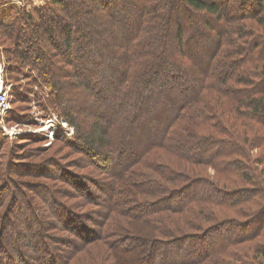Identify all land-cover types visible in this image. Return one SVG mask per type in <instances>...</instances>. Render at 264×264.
<instances>
[{
    "label": "trees",
    "instance_id": "trees-1",
    "mask_svg": "<svg viewBox=\"0 0 264 264\" xmlns=\"http://www.w3.org/2000/svg\"><path fill=\"white\" fill-rule=\"evenodd\" d=\"M109 1L48 0L35 14L0 11L9 20L1 29L15 44L11 59L29 65L30 78L37 71L59 115L75 130L72 139L79 145L74 148L85 156L96 151L113 168L109 183L102 184L104 191L109 188V201L96 202L107 213L101 230L87 228L68 208L57 210L53 204L56 219L78 239L86 234L85 243L103 241L112 251L145 245L144 264H264V0H243L251 10L235 16L225 10L231 0H118L108 8ZM178 6L197 12L204 26L186 22V28L178 20L171 30ZM104 18L108 25H102ZM214 21L219 27L212 31ZM194 39L209 46L207 62L206 55L198 56L200 47L189 46ZM201 59L206 73L192 78ZM58 63L68 70L58 71ZM63 75L74 77L83 89L72 93L83 98L77 106L63 92L72 85ZM117 113L114 122L108 120ZM147 128L154 137L144 142ZM172 157L209 168L217 177L178 169ZM130 202L134 213L130 208V213L121 212ZM113 214L144 227L138 225L133 237L109 239L115 235L108 225ZM216 235L218 240L212 238ZM31 245L35 252L30 257L40 255V264H47L48 251ZM85 251L84 243L76 246L62 264H72ZM19 257L22 264H31L25 253ZM96 258V264L128 263L102 247Z\"/></svg>",
    "mask_w": 264,
    "mask_h": 264
},
{
    "label": "rangeland",
    "instance_id": "rangeland-1",
    "mask_svg": "<svg viewBox=\"0 0 264 264\" xmlns=\"http://www.w3.org/2000/svg\"><path fill=\"white\" fill-rule=\"evenodd\" d=\"M47 2L48 0H0V11L24 9L30 14H35ZM114 2L119 1L110 0L106 7H111ZM247 8L248 11L251 10L249 4L245 5L243 0H231L225 10L235 16L243 10L246 11ZM122 12L120 11V14ZM194 12L189 8L187 11H183L178 6L169 21L171 30L174 31L178 20L179 23L186 24L187 22L194 28L203 27L204 22L198 19L197 12ZM58 15L63 17L66 14L63 12L58 13ZM7 21L9 22L4 16L0 17V86L2 91L7 93L10 101L9 109L4 113L0 112V264H22L19 254L24 255V253L28 255L25 258L28 263L40 264V255L35 260L30 257L35 252V247L31 248V244L34 243H37L36 250L39 252H45L44 249L48 251L47 264H62L61 258L65 257L67 252L71 253V249L73 250L83 243L86 245V251L81 253L72 264H96V257L99 256L101 247L106 252L110 249L114 259L120 255L122 260L128 262L127 264H131V262L132 264H144V254L147 249L145 245L138 244L134 249H125L126 252L124 250H122L123 252L120 250L118 252L112 251L109 246L107 247L102 243L103 241L94 240L85 243L88 240L86 234H83V238L78 239V236L67 231H70V228L64 227L65 224L56 219L53 204L59 205L57 210L64 211L65 208H68L71 216L81 222L80 224H85L87 228L101 230L103 212L104 214L107 213L104 208H99L96 202L102 205V203L109 201L107 199L108 193H106L109 188L104 191L102 184L109 183V171L113 168L108 161L99 158L96 151L85 156L80 153V150L74 148L75 143L78 144L77 140L72 139L75 130L59 115V107L53 101L49 88L36 76L37 71H33L32 78H30L31 69L29 65L23 67L20 66V63H16L13 57L11 59L9 52H12V49L15 50V44L14 41L7 38L1 29V23L5 24ZM179 23L177 24L179 25ZM104 24L108 25L107 18L102 19V25ZM185 26L187 28V24ZM217 26L219 27L214 21L211 26L212 31H215ZM105 39L107 38L105 37ZM215 39L216 35L213 37V40ZM203 40L194 39L190 41L189 46L200 47L198 56L206 55L203 61L205 63L210 59V48L209 46H202ZM170 41L172 44L170 49H174L173 36H171ZM10 66L13 67V70L9 69ZM60 68L67 71L69 67L65 63H58L57 69L61 72ZM205 73L201 59L197 69L192 73V78L199 79ZM189 76L191 75L189 74L188 78ZM62 79L72 84L71 89L64 88L63 92L66 93L68 102L77 106L83 98H77L72 93L74 91L80 92L83 89L78 86L79 82L72 76L65 77L63 75ZM170 98L168 104L173 99ZM162 111H164V117H168L164 107ZM116 118H119V113L108 117V120L113 121L112 119L116 120ZM163 125L164 120L158 128L159 131ZM90 131V128L85 130L86 133ZM145 136L142 139L144 142H147L150 137H154L149 128H147ZM81 146L83 147L82 144ZM170 161L175 162L178 169L188 167L189 172L193 175H196V170H198L202 173L200 175L217 177L214 171L209 168L189 165L174 157ZM171 166L175 167L174 165ZM89 194H92L90 201L86 199L87 196H90ZM132 197L135 202L137 196ZM133 204L135 206V203L130 202L129 207H121V212L130 213L133 211L131 213H134ZM126 208H130L131 211H127ZM120 216L113 214L114 219L108 221V225L110 224L112 231L115 232L114 236L108 237L109 239L120 235L133 237L136 235V230H139L137 226L140 224L135 223L136 220L134 221L131 217ZM178 218L181 221V218ZM115 221L118 224H115ZM239 221L247 222L241 218ZM110 222L114 223L111 225ZM202 224L209 227L211 223L203 220ZM70 225L71 223L68 224V227ZM140 226L144 227L143 225ZM172 228L178 235L180 234V231H177V226L173 225ZM252 229H254L253 226L247 233H251ZM150 232L145 234L153 235L155 238L163 237L160 232ZM189 232L196 231L189 230ZM237 232L234 229V235L238 236ZM55 237L60 239L57 242L62 241L61 244L55 242ZM212 238L218 240L220 237L216 235V238L214 236ZM60 248L64 249L66 253L64 252L62 255ZM55 255L59 258L53 259L56 261L51 260L50 256L54 258Z\"/></svg>",
    "mask_w": 264,
    "mask_h": 264
},
{
    "label": "built area",
    "instance_id": "built-area-1",
    "mask_svg": "<svg viewBox=\"0 0 264 264\" xmlns=\"http://www.w3.org/2000/svg\"><path fill=\"white\" fill-rule=\"evenodd\" d=\"M9 99L7 93L2 91V87L0 86V112L4 113L9 109Z\"/></svg>",
    "mask_w": 264,
    "mask_h": 264
},
{
    "label": "bare ground",
    "instance_id": "bare-ground-1",
    "mask_svg": "<svg viewBox=\"0 0 264 264\" xmlns=\"http://www.w3.org/2000/svg\"><path fill=\"white\" fill-rule=\"evenodd\" d=\"M50 124V123H49Z\"/></svg>",
    "mask_w": 264,
    "mask_h": 264
}]
</instances>
